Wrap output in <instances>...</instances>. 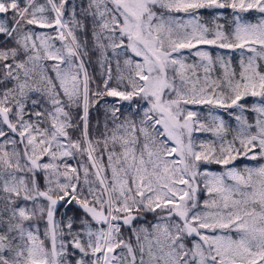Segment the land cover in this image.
<instances>
[{"label": "snow or ice", "instance_id": "6c2138e0", "mask_svg": "<svg viewBox=\"0 0 264 264\" xmlns=\"http://www.w3.org/2000/svg\"><path fill=\"white\" fill-rule=\"evenodd\" d=\"M0 264H264V0H0Z\"/></svg>", "mask_w": 264, "mask_h": 264}]
</instances>
